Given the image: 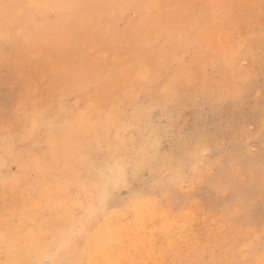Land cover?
<instances>
[{"label": "rangeland", "instance_id": "374dc122", "mask_svg": "<svg viewBox=\"0 0 264 264\" xmlns=\"http://www.w3.org/2000/svg\"><path fill=\"white\" fill-rule=\"evenodd\" d=\"M127 2L105 0L115 11L104 19L88 15L60 25L53 10L44 19L38 10L0 17V262L26 257V240L41 235L39 242L52 252L67 242L62 264H264V0ZM196 129L210 132L199 156L192 157L188 138L172 154L177 136ZM92 135L115 144L119 160L124 157L132 170L126 185L114 186L121 206L113 207L114 197L108 203L100 199L105 189L95 172L100 167L88 162L83 146ZM184 165L190 168L188 180L163 185L168 173ZM152 180L160 183L148 189ZM85 201L98 209L97 217L82 215ZM121 230L124 238L117 235Z\"/></svg>", "mask_w": 264, "mask_h": 264}, {"label": "bare ground", "instance_id": "6f19581e", "mask_svg": "<svg viewBox=\"0 0 264 264\" xmlns=\"http://www.w3.org/2000/svg\"><path fill=\"white\" fill-rule=\"evenodd\" d=\"M108 1V0H107ZM114 4H117V3H120V1L121 0H111ZM131 1V0H130ZM129 0H128V2L127 3H130L131 4V2H133V0L130 2ZM135 1V0H134ZM180 1V0H179ZM193 1V0H192ZM197 1V0H196ZM240 1V0H239ZM110 2V1H109ZM124 2V1H123ZM137 2V1H136ZM153 2V1H152ZM234 2V1H233ZM125 3V2H124ZM138 3V2H137ZM150 3V2H149ZM171 2H169L168 4H170ZM186 3V2H185ZM213 3V2H212ZM227 3V2H226ZM238 3V2H237ZM241 3V2H240ZM260 3H261V1H260ZM110 4V3H109ZM112 4V3H111ZM178 4V3H177ZM182 4V3H181ZM189 4V3H188ZM187 4V5H188ZM113 5V4H112ZM125 5V4H124ZM129 5V4H128ZM141 5V4H140ZM145 5V4H144ZM144 5H142V6H144ZM154 5V4H153ZM155 5H156V3H155ZM184 5V4H183ZM201 5V4H200ZM241 5V4H240ZM107 7H108V5H106ZM106 6H105V0H27V3H23V0H0V17H3V19H4V17H6V16H9V15H11L12 14V12H15V13H22V12H24V11H27L28 13H31V14H33V12L34 11H39L38 13H40V19H44V18H46L47 16L46 15H49L48 13L50 12V10H53V12L55 11V13H56V17L57 18H54V20L56 19V21H58V22H56L57 23V25L59 24H61V23H63L64 21H66L67 19H71V20H73L74 18H77V19H82L84 16H88V15H92L93 17H100V20H101V18L102 19H104L103 17H105L107 14H109V12L111 13V11H115L114 10V8H112V7H109V8H106ZM158 6V5H157ZM181 6V5H180ZM236 6V5H235ZM149 7V6H148ZM153 7V6H152ZM164 7V6H163ZM186 7V6H185ZM190 7V6H189ZM229 7V6H228ZM231 7V6H230ZM13 8V9H12ZM106 8V9H105ZM143 8V7H142ZM195 8V7H194ZM138 9V8H137ZM136 9V10H137ZM141 9V8H140ZM146 9V8H145ZM159 9L161 10L162 8H160L159 7ZM192 9V8H191ZM198 9V8H197ZM227 9V8H226ZM234 9V8H233ZM143 10V9H142ZM230 10H232V9H230ZM121 11V10H120ZM126 11V10H125ZM145 11V10H144ZM168 11V10H167ZM183 11V10H182ZM103 12V13H102ZM118 12V11H117ZM129 12H131V11H129ZM142 12V11H141ZM177 12V11H176ZM189 12V11H188ZM213 12V11H212ZM228 12V11H227ZM235 12V11H234ZM52 13V12H51ZM120 13V12H119ZM193 13H194V11H193ZM208 13H210V12H208ZM225 13V12H224ZM237 13V12H236ZM148 14V13H147ZM151 14V13H150ZM166 14V13H165ZM202 14V13H201ZM210 14H212V13H210ZM225 14H227V13H225ZM228 14H230V13H228ZM30 15V14H29ZM55 15V14H54ZM111 15V14H110ZM131 15V14H130ZM143 15V14H142ZM175 15V14H174ZM173 15V16H174ZM235 15H237V14H235ZM264 15V14H263ZM26 15L24 14V17H25ZM33 16V15H32ZM35 16V15H34ZM109 16V15H108ZM114 16H115V13H114ZM125 16V15H124ZM148 16V15H147ZM162 16H164V15H162ZM27 17V16H26ZM28 17H30V16H28ZM89 17V16H88ZM87 17V18H88ZM187 17V16H186ZM201 17V16H200ZM235 17V16H234ZM239 17V16H238ZM37 18H38V16H37ZM90 18V17H89ZM153 18V17H152ZM168 18V17H167ZM170 18H171V16H170ZM1 19V18H0ZM23 19H25V18H23ZM22 19V20H23ZM29 19H31V18H29ZM132 19V18H131ZM146 19V18H145ZM153 19H156L155 17L153 18ZM235 19V18H234ZM233 19V20H234ZM47 20V19H46ZM91 20H92V18H91ZM90 20V21H91ZM99 20V21H100ZM148 20V19H147ZM150 20V19H149ZM167 20V19H166ZM169 20V19H168ZM222 20H223V18H222ZM221 20V21H222ZM7 21V20H6ZM5 21V22H6ZM13 21V20H12ZM12 21H11V23H12ZM37 21H38V19H37ZM47 21H52V19L50 20H47ZM47 21H45V22H47ZM85 21H86V19H85ZM84 21V23L86 24V23H88V22H85ZM96 21H98V19L96 20ZM156 21V20H155ZM170 21V20H169ZM183 21H185V20H183ZM197 21V20H196ZM195 21V22H196ZM211 21V20H210ZM214 21V20H213ZM220 21V22H221ZM4 22V23H5ZM25 22V21H24ZM34 22V21H33ZM33 22H31V23H33ZM54 22V21H53ZM52 22V23H53ZM59 22H61V23H59ZM122 22H123V20H122ZM148 22H150V21H148ZM157 22V21H156ZM248 22V21H247ZM21 23H22V21H21ZM20 23V24H21ZM36 23V22H35ZM38 23V22H37ZM43 23V22H42ZM49 23V22H48ZM146 23H147V21H146ZM151 24H153L152 22H150ZM162 23V22H161ZM190 23V22H189ZM227 23H230V21L229 22H227ZM19 24V23H18ZM26 24H27V22H26ZM51 24V23H50ZM54 24V23H53ZM103 24V23H102ZM144 24V23H143ZM143 24H142V26H143ZM202 24V23H201ZM261 24V23H260ZM5 25V24H4ZM25 25V24H24ZM33 25V24H32ZM31 25V26H32ZM48 25V24H47ZM46 25V26H47ZM87 26L86 27H88V24H86ZM111 25V24H110ZM184 25V24H183ZM197 25H198V23H197ZM196 25V26H197ZM217 25V24H216ZM230 25V24H229ZM232 25V24H231ZM257 25V24H256ZM19 26H22V25H19ZM19 26H17V27H19ZM41 26V25H40ZM39 26V24H38V27H40ZM48 26H50V25H48ZM48 26H47V28H48ZM55 26V25H54ZM101 26V25H100ZM137 26V25H136ZM155 26H157V25H155ZM185 26V25H184ZM191 26V25H190ZM200 26V25H199ZM247 26V25H246ZM1 27V26H0ZM16 27V28H17ZM51 27V26H50ZM115 27V26H114ZM228 27V26H227ZM226 27V28H227ZM22 28V27H21ZM32 29H34L33 28V26L31 27ZM31 28H29V29H31ZM96 28V27H95ZM105 28H107V26L105 27ZM113 28V27H112ZM146 28V27H145ZM148 28V27H147ZM163 28V27H162ZM166 28V27H165ZM245 28H247V27H245ZM244 28V29H245ZM7 29V28H6ZM35 29H36V27H35ZM34 29V30H35ZM38 29V28H37ZM59 29H61V28H59ZM65 29V28H64ZM63 29V30H64ZM67 29V28H66ZM135 29V28H134ZM133 29V31H135ZM141 29V28H140ZM219 29V28H218ZM223 29V28H222ZM221 29V30H222ZM235 29V28H234ZM233 29V30H234ZM16 30V29H15ZM26 30V29H25ZM40 30H41V28H40ZM46 30H49V28L48 29H45V31ZM55 30V29H54ZM53 30V31H54ZM80 30V29H79ZM115 30H117V29H115ZM115 30H114V32H115ZM131 30H132V28H131ZM154 30V29H153ZM192 30V29H191ZM38 31V30H37ZM42 31V30H41ZM44 31V32H45ZM57 31V30H56ZM67 31V30H66ZM65 31V32H66ZM69 31V30H68ZM67 31V32H68ZM81 31V30H80ZM94 31V29L92 30V32ZM130 31V30H129ZM132 31V32H133ZM144 30H142V32H143ZM150 31V30H149ZM164 31V30H163ZM214 31V30H213ZM245 31V30H244ZM26 32V31H25ZM28 32H29V30H28ZM32 32V31H31ZM34 32V31H33ZM43 32V31H42ZM43 32V33H44ZM50 32V31H49ZM52 32V31H51ZM59 32H60V30H59ZM82 32V31H81ZM84 32V31H83ZM91 32V33H92ZM113 32V31H112ZM117 32V31H116ZM139 32V31H138ZM145 32V31H144ZM21 33H22V31H21ZM35 33H37V32H35ZM46 33V32H45ZM53 33V32H52ZM70 33V32H69ZM90 33V32H89ZM96 33V32H95ZM128 32H126V34H127ZM130 33V32H129ZM128 33V34H129ZM146 33V32H145ZM151 33V32H150ZM158 33V32H157ZM194 33V32H193ZM192 33V34H193ZM1 34V33H0ZM3 34V33H2ZM20 34V33H19ZM25 33H23V35H24ZM29 34H31V33H29ZM41 34V33H40ZM57 34V33H56ZM60 34V33H59ZM71 34V33H70ZM73 34V33H72ZM71 34V35H72ZM75 34V33H74ZM110 33L108 32V35H109ZM142 34V33H141ZM147 34V33H146ZM149 34V33H148ZM152 34H153V32H152ZM165 34V33H164ZM235 34H236V32H235ZM256 34V33H255ZM4 35V34H3ZM42 35H44V34H42ZM46 35V34H45ZM53 35H55V34H53ZM76 35H77V32H76ZM88 35V34H87ZM92 35H94V34H92ZM154 35V34H153ZM163 35V34H162ZM181 35V34H180ZM198 35V34H197ZM211 35V34H210ZM2 36V35H1ZM101 36V35H100ZM111 36V35H110ZM136 36V35H135ZM140 36V35H139ZM155 36H157V35H155ZM163 36H165V35H163ZM169 36V35H168ZM191 36V35H190ZM202 36V35H201ZM206 36H208V34L206 35ZM212 36V35H211ZM224 36V35H223ZM239 36V35H238ZM237 36V37H238ZM255 36V35H254ZM4 37V36H3ZM21 37V36H20ZM19 37V38H20ZM27 37V36H26ZM37 37V36H36ZM65 37V36H64ZM69 37H70V35H69ZM75 37V36H74ZM79 37V36H78ZM97 37V36H96ZM96 37H95V40H96ZM103 37V36H102ZM117 37V36H116ZM123 36H121V38H122ZM130 37V36H129ZM144 37V36H143ZM154 37V36H153ZM198 37H200V36H198ZM2 38V37H1ZM24 38H25V36H24ZM38 38V37H37ZM50 38V37H49ZM85 38V37H84ZM91 38V37H90ZM98 38V40H99V37H97ZM106 38H108V37H106ZM109 38H111V37H109ZM120 38V37H119ZM137 38V37H136ZM150 39H151V37H149ZM182 38V37H181ZM201 38V37H200ZM204 38H206V37H204ZM61 39V38H60ZM71 39H72V37H71ZM105 39V38H104ZM134 39V38H133ZM145 39V38H144ZM153 39V38H152ZM165 39V38H164ZM186 39H188V38H186ZM208 39V38H207ZM254 39H255V37H254ZM19 40V39H18ZM25 40H26V38H25ZM24 40V41H25ZM54 40V39H53ZM56 40V39H55ZM63 40H64V38H63ZM62 40V41H63ZM67 40V39H66ZM69 40V39H68ZM67 40V41H68ZM92 40V39H91ZM107 40V39H106ZM117 40V39H116ZM119 40V39H118ZM122 40H123V38H122ZM127 40V39H126ZM168 40V39H167ZM191 40H194V38L193 39H191ZM202 40V39H201ZM246 40V39H245ZM258 40V39H257ZM262 40V39H261ZM20 41H21V39H20ZM29 41V40H28ZM28 41L26 40V42L28 43ZM57 41H58V38H57ZM61 41V42H62ZM97 41V40H96ZM103 41V40H102ZM108 41V40H107ZM124 41V40H123ZM181 41V40H180ZM199 41V40H198ZM248 41V40H247ZM23 42V41H22ZM44 41H42V43H43ZM69 42V41H68ZM83 42V41H82ZM82 42H80V43H82ZM91 42V41H90ZM125 42V41H124ZM139 42V41H138ZM160 42V41H159ZM179 42V41H178ZM42 43H41V45H42ZM56 43V42H55ZM55 43H53V44H55ZM73 43V42H72ZM76 43H77V41H76ZM75 43V44H76ZM97 43V42H96ZM100 43H101V41H100ZM112 43H113V40H112ZM129 43V42H128ZM141 43H142V40H141ZM148 43V42H147ZM201 43V42H200ZM39 44V43H38ZM49 44V43H48ZM62 44V43H61ZM64 44V43H63ZM75 44H74V46H75ZM89 44V43H88ZM99 44V43H98ZM109 44H111V43H109ZM116 44V43H115ZM122 44V43H121ZM150 44V43H149ZM176 44H177V42H176ZM180 45H181V43H179ZM202 44V43H201ZM205 44V43H204ZM250 44H251V42H250ZM1 45V44H0ZM20 45V44H19ZM28 44H26V46H27ZM57 46H58V44H56ZM64 45H66V44H64ZM70 45H72V44H70ZM90 45V44H89ZM167 45V44H166ZM178 45V44H177ZM17 46V45H16ZM63 46V45H62ZM78 46H80V45H78ZM77 46V47H78ZM108 46V45H107ZM116 46V45H115ZM144 46V45H143ZM202 46V45H201ZM258 46V45H257ZM28 47H30V45L28 46ZM28 47H26L25 49L27 50V49H29ZM39 45H38V49H39ZM47 47V46H46ZM54 47V46H53ZM68 47V46H67ZM119 47V46H118ZM245 47V46H244ZM248 47H249V45H248ZM247 47V48H248ZM259 47V46H258ZM31 48H32V46H31ZM34 48H36V46H34ZM51 48V47H50ZM60 48H62V47H60ZM69 48H70V46H69ZM75 48V47H74ZM100 48V47H99ZM112 48H113V45H112ZM161 48V47H160ZM159 48V49H160ZM180 48V47H179ZM193 48V47H192ZM256 48V47H255ZM260 48V47H259ZM14 49H16L17 50V47L15 48L14 47ZM13 49V50H14ZM33 49V48H32ZM68 49V48H67ZM78 49V48H77ZM104 49V48H103ZM119 49V48H118ZM146 49V48H145ZM197 49V48H196ZM202 49V48H201ZM240 49V48H239ZM34 51H35V49H33ZM46 50V49H45ZM61 50V49H60ZM65 50V49H64ZM93 50V49H92ZM100 50V49H99ZM106 50V49H105ZM104 50V51H105ZM107 50H109V49H107ZM137 50V49H136ZM244 50V49H243ZM246 50V49H245ZM1 51V50H0ZM15 51V50H14ZM49 51V50H48ZM67 51V50H66ZM121 51V50H120ZM144 51V50H143ZM143 51H142V53H143ZM146 51V50H145ZM157 51V50H156ZM155 50H154V52H156ZM257 51V50H256ZM45 52V51H44ZM47 52V51H46ZM53 52V51H52ZM56 53H58L57 51H55ZM69 52H70V50H69ZM72 52V51H71ZM109 52H111V51H109ZM109 52H107V53H109ZM158 52V51H157ZM193 52H195V51H193ZM9 53V52H8ZM18 53V52H17ZM29 53V52H28ZM38 53H40V52H38ZM42 53V52H41ZM50 53V52H49ZM48 53V54H49ZM55 53V54H56ZM99 53V52H98ZM119 53V52H118ZM121 53V52H120ZM147 53V52H146ZM1 54V53H0ZM6 54V53H5ZM30 55H31V53H29ZM52 54V53H51ZM62 54L63 53H61V57H62ZM69 54V53H68ZM83 54V53H82ZM102 54H104V53H102ZM122 54V53H121ZM176 54H177V52H176ZM180 54V53H179ZM192 54V53H191ZM194 54V53H193ZM195 54H197V52L195 53ZM240 54H241V52H240ZM258 54V53H257ZM256 54V55H257ZM11 55V54H10ZM76 55V54H75ZM101 55V54H100ZM124 55V54H123ZM122 55V56H123ZM137 55H138V53H137ZM136 55V56H137ZM146 55V54H145ZM242 55V54H241ZM244 55H248V54H244ZM244 55H242V56H244ZM4 56V55H3ZM9 55H5V58L6 57H8ZM81 56V55H80ZM105 56V55H104ZM108 56V55H107ZM106 56V57H107ZM139 56V55H138ZM141 56V55H140ZM19 57V56H18ZM28 57V56H27ZM30 57V56H29ZM28 57V58H29ZM49 57V56H48ZM76 57V56H75ZM77 57H79V56H77ZM89 57V56H88ZM103 57V56H102ZM109 57H111V56H109ZM144 57V56H143ZM154 57V56H153ZM209 57V56H208ZM258 57V56H257ZM256 57V58H257ZM0 58H2V57H0ZM38 58V57H37ZM36 58V59H37ZM47 58V57H46ZM66 58V57H65ZM70 58V57H69ZM68 58V59H69ZM100 58V57H99ZM155 58V57H154ZM171 58V57H170ZM39 59V58H38ZM142 59V58H141ZM151 59H153V58H151ZM179 59V58H178ZM255 59V58H254ZM6 60V59H5ZM53 60V59H52ZM88 60V59H87ZM109 60V59H108ZM210 60V59H209ZM256 60V59H255ZM255 60H253V61H255ZM3 61V60H2ZM26 61H27V59H26ZM38 61V60H37ZM37 61H36V63H37ZM40 61V60H39ZM45 61V60H44ZM51 61V60H50ZM49 61V62H50ZM57 62L59 61V60H56ZM55 61V62H56ZM70 61V60H69ZM74 61V60H73ZM85 61V60H84ZM97 61V60H96ZM99 61V60H98ZM48 62V61H47ZM101 62V61H100ZM182 62V61H181ZM3 63L4 62H2L1 64L3 65ZM40 63V62H39ZM60 63V62H59ZM63 63V62H62ZM76 63V62H75ZM86 63V62H85ZM155 63V62H154ZM158 63V62H157ZM178 63H180V62H178ZM236 63V62H235ZM26 64V63H25ZM24 64V65H25ZM81 64V63H80ZM91 64V63H90ZM93 64V63H92ZM126 64H127V62H126ZM181 64V63H180ZM5 65V64H4ZM38 65H40V64H38ZM37 65V66H38ZM42 65H43V63H42ZM41 65V66H42ZM48 65H50V63H48ZM69 65V64H68ZM88 65V64H87ZM11 66V65H10ZM16 66H18V65H16ZM20 66V65H19ZM22 66V65H21ZM69 66H71V65H69ZM73 66V65H72ZM89 66V65H88ZM103 66V65H102ZM113 66V65H112ZM121 66V65H120ZM132 66V65H131ZM130 66V67H131ZM23 67V66H22ZM32 67V66H31ZM39 67V66H38ZM90 67V66H89ZM96 67H98V66H96ZM19 68L20 67H18V70L17 71H19ZM44 68H46L44 65H43V69ZM74 68V67H73ZM108 68V67H107ZM129 68V67H128ZM36 69H37V67H36ZM35 69V70H36ZM64 69V68H63ZM115 69V68H114ZM31 70V69H30ZM45 70V69H44ZM61 70V69H60ZM73 70V69H72ZM97 70V69H96ZM209 70V69H208ZM208 70H206V71H208ZM28 72V70H25L24 72ZM46 71H47V69H46ZM211 71V70H210ZM38 72V71H37ZM50 72V71H49ZM98 72V71H97ZM128 72V71H127ZM177 72H179V71H177ZM176 72V73H177ZM104 73V72H103ZM114 73V72H113ZM175 73V72H174ZM175 73V74H176ZM73 74V73H72ZM173 74V73H172ZM25 75V74H24ZM114 75V74H113ZM119 75H120V73H119ZM170 75V74H169ZM2 76H3V74H2ZM37 76V75H36ZM44 76V75H43ZM92 76H93V74H92ZM111 76V75H110ZM121 76V75H120ZM19 77H21V76H19ZM29 77V76H28ZM41 77V76H40ZM53 77V76H52ZM62 77V76H61ZM178 77V76H177ZM32 78V77H31ZM36 78V77H35ZM43 78V77H42ZM63 78H65V77H63ZM33 79H34V77H33ZM74 79V78H73ZM91 79H93V78H91ZM130 79V78H129ZM164 79V78H163ZM20 80V79H19ZM30 80V79H29ZM121 80V79H120ZM175 80V79H174ZM17 81V80H16ZM32 81H34V80H32ZM39 81V80H38ZM59 81H61V80H59ZM28 82H30V81H28ZM41 82V81H40ZM19 83V82H18ZM21 83V82H20ZM20 83H19V86H20ZM31 83V82H30ZM56 83V82H55ZM55 83H53V84H55ZM246 83V82H245ZM40 84V83H39ZM61 84V83H60ZM23 85V84H22ZM21 85V86H22ZM25 85H26V83H25ZM30 85H32V84H30ZM47 85V84H46ZM56 85H58V84H56ZM134 85V84H133ZM137 85V84H136ZM18 86V85H17ZM44 86H45V84H44ZM60 86V85H59ZM93 86V85H92ZM156 86V85H155ZM196 86V85H195ZM242 86V85H241ZM38 87V86H37ZM64 87H66V86H64ZM253 87V86H252ZM33 88H35V85H34V87ZM79 88V87H78ZM139 88V87H138ZM144 88V87H143ZM153 88V87H152ZM165 88V87H164ZM239 88V87H238ZM37 89V88H36ZM65 89V88H64ZM66 89H69V88H66ZM77 89V88H76ZM80 89H81V87H80ZM86 89H87V87H86ZM142 89V88H141ZM62 90H63V88H62ZM102 90H103V88H102ZM120 90V89H119ZM152 90V89H151ZM165 90V89H164ZM187 90V89H186ZM189 90V89H188ZM42 91H43V89H42ZM46 91V90H45ZM65 91V90H64ZM70 92H71V90H69ZM94 91V90H93ZM145 91V90H144ZM192 91V90H191ZM49 92V91H48ZM79 92V91H78ZM92 92V91H91ZM143 92V91H142ZM54 93V92H53ZM77 93V92H76ZM83 93V92H82ZM131 93V92H130ZM134 93V92H133ZM141 93V92H140ZM71 94V93H70ZM119 94H121V92L119 93ZM125 94V93H124ZM128 94H129V92H128ZM132 94V93H131ZM142 94V93H141ZM169 94V93H168ZM178 94V93H177ZM176 93H175V95H177ZM65 95V94H64ZM67 95V94H66ZM137 95H138V92H137ZM86 95H84V97H85ZM122 96V95H121ZM125 96V95H124ZM134 96V95H133ZM132 96V97H133ZM136 96V95H135ZM48 97V96H47ZM136 97H139V96H136ZM176 97V96H175ZM124 98V97H123ZM64 100H65V98H63ZM128 99V98H127ZM135 99H137V98H135ZM46 100V99H45ZM92 100H93V98H92ZM126 100V99H125ZM138 100V99H137ZM56 101V100H55ZM170 101H172V100H170ZM169 101V102H170ZM66 102V101H65ZM65 102H63V103H65ZM132 102V101H131ZM26 103V102H25ZM46 103V102H45ZM122 104V103H121ZM123 104H124V102H123ZM46 105V104H45ZM69 105V104H68ZM79 105V104H78ZM25 106V105H24ZM82 106V105H81ZM39 107H40V105H39ZM42 107H45V106H43L42 105ZM47 107V106H46ZM103 107V106H102ZM121 107H124V106H121ZM41 108V107H40ZM55 108V107H54ZM71 108H73V107H71ZM94 108V107H93ZM42 109V108H41ZM56 109V108H55ZM122 109V108H121ZM128 109V108H127ZM131 109V108H130ZM44 110V109H43ZM95 110V109H94ZM186 110V109H185ZM185 110H184V112H185ZM38 111V110H37ZM36 111V112H37ZM52 111V110H51ZM98 111V110H97ZM115 111V110H114ZM40 112V111H39ZM42 112V111H41ZM46 112V111H45ZM109 112V111H108ZM116 112V111H115ZM28 113V112H27ZM96 113V112H95ZM93 114V113H92ZM113 114V113H112ZM185 114V113H184ZM188 114V113H187ZM29 115V114H28ZM49 115H50V112H49ZM16 116V115H15ZM38 116V115H37ZM62 116H63V113H62ZM107 116V115H106ZM29 117H31L30 115H29ZM17 118V117H16ZM23 118V117H22ZM38 118H39V116H38ZM59 118V117H58ZM123 118V117H122ZM24 119V118H23ZM36 119V118H35ZM107 119V118H106ZM109 119V118H108ZM111 119V118H110ZM25 120H26V118H25ZM61 120V119H60ZM64 120V119H63ZM103 120V119H102ZM35 121V120H34ZM50 121V120H49ZM239 121V120H238ZM31 122L32 121H30V123L28 122V124L30 125L31 124ZM36 122H37V120H36ZM39 122V121H38ZM37 122V123H38ZM36 123V124H37ZM42 123V122H41ZM48 123V122H47ZM59 124V123H58ZM32 125H33V123H32ZM50 126H51V124H49ZM231 125V124H230ZM39 126H40V123H39ZM28 127V126H27ZM33 127V126H32ZM34 128V127H33ZM36 128H37V126H36ZM35 128V129H36ZM99 128H100V126H99ZM104 128V127H103ZM108 128V127H107ZM211 128V127H210ZM216 128V127H215ZM12 129V128H11ZM44 129H46V128H44ZM225 129V128H224ZM230 129V128H229ZM229 129H228V132H229ZM28 130V129H27ZM26 130V131H27ZM96 130V128H91L90 130H89V132H94ZM105 130V129H104ZM108 130H111V131H113V132H116L117 131V129L116 128H108ZM204 130H205V128H204ZM207 130V129H206ZM23 131H25V128H24V130H23V128H22V132ZM29 131H31L30 130V128H29ZM12 132H13V130H12ZM11 132V133H12ZM21 132V131H20ZM42 132V131H41ZM40 132V133H41ZM99 132H100V130H99ZM7 133V132H6ZM9 133V132H8ZM11 133H10V135H11ZM26 133V132H25ZM28 133V132H27ZM30 133V132H29ZM225 133H226V131H225ZM237 133V132H236ZM16 134V133H15ZM21 134V133H20ZM31 134V133H30ZM159 134V133H158ZM183 135H181L180 137L179 136H177V138H176V142H175V146H176V149L174 150V152L172 153V154H179L180 153V150H179V146H177V145H179L180 143H182L185 139H187L188 138V140L189 141H193V143H190V145H191V148H192V151L194 152V154L192 155V157L194 158V159H196L197 158V156H199V152H200V150H202L205 146H208V140H206V137L205 136H209V134H210V132H203V131H199V129H196V130H190V131H184L183 133H182ZM228 135H230L229 133H227ZM12 135H14V134H12ZM17 135V134H16ZM15 135V136H16ZM27 135H29V134H27ZM26 135V136H27ZM41 135V134H40ZM91 135V134H90ZM234 135H236L235 134V132H234V134H233V136ZM23 136V135H22ZM21 136V137H22ZM25 136V135H24ZM23 136V137H24ZM31 136H32V134H31ZM93 136V135H92ZM192 136H193V138H195L196 137V139H193L192 140ZM212 136V138H214L213 137V135H210V137ZM6 137V136H5ZM10 137V136H9ZM14 137V136H13ZM13 137H11V138H13ZM45 137V136H44ZM47 137H49V136H47ZM205 137V139H203ZM8 138V137H7ZM7 138H5V139H7ZM27 138V137H26ZM46 138V137H45ZM44 138V139H45ZM209 138V137H208ZM224 138H225V136H223V140H224ZM227 138H229V137H227ZM231 138V137H230ZM230 138H229V140H230ZM9 139V138H8ZM16 138H14V140H15ZM20 139V138H19ZM48 139V138H47ZM215 139V138H214ZM213 139V140H214ZM218 139V138H217ZM226 139V138H225ZM22 140H23V138H22ZM219 140V139H218ZM221 140V139H220ZM5 141H7V140H5ZM12 141V140H11ZM10 141V144L12 143ZM17 141V140H16ZM24 141V140H23ZM113 141H116V137H114L113 138ZM228 141V140H227ZM15 142V141H14ZM17 142H19V141H17ZM61 142V141H60ZM213 142V141H212ZM229 142V141H228ZM260 142V141H259ZM7 143H8V141H7ZM20 143V142H19ZM26 143V142H25ZM29 143V142H28ZM214 143V142H213ZM212 143V144H213ZM215 143H218V141L216 140V142ZM214 143V146L216 145ZM1 144V143H0ZM3 145H4V142L2 143ZM9 144V145H10ZM22 144V143H21ZM84 145L83 146H85V148H87V149H85V150H87V158H88V162L91 164V165H98L99 167H100V170H94L98 175H99V177L104 181V190L102 191V193L103 194H101L100 195V199L101 200H104L103 202L104 203H108V199H110V198H115L114 200L115 201H113L112 202V205H113V207H115L116 205H117V207L118 206H121V204L123 205V203H124V200H121V199H116V198H119L120 197V195H119V197H116V193H117V191H116V189H118V188H114V186H115V184L117 183L118 184V187L120 186V187H123L124 185H126L128 182H129V180L130 179H132L131 177H132V173H129L128 171H132V170H130V169H128L127 167H126V165H125V161H124V157H122L121 158V160H119L120 159V156H118L117 155V153H118V151L116 150L117 148H116V146H115V144H113V143H108V142H106L105 140H102V139H97V138H95L94 136L92 137V139L90 138V139H87L84 143H83ZM177 144V145H176ZM7 145V144H6ZM12 145V144H11ZM28 145V144H27ZM249 145V144H248ZM259 145V144H258ZM32 146V145H31ZM41 146V145H40ZM209 146H211V144L209 145ZM213 146V145H212ZM217 146V145H216ZM3 147H5V146H3ZM10 147V146H9ZM14 147V146H13ZM29 148V147H28ZM251 148V147H250ZM4 149V150H3ZM10 149H11V147H10ZM15 149H16V146H15ZM21 149V148H20ZM245 149H246V147H245ZM2 150L4 151V153H7V152H5V148H2ZM19 150V149H18ZM24 150V149H23ZM213 150V149H212ZM12 151V150H11ZM15 152V151H14ZM16 153V152H15ZM101 153V155H99ZM11 154V153H10ZM18 154V153H17ZM214 154V153H213ZM3 156V155H2ZM5 156V155H4ZM3 156V157H4ZM100 156V157H99ZM1 157V156H0ZM18 157V156H17ZM20 157H21V155H20ZM225 157V156H224ZM172 159L174 158V157H171ZM228 158V157H227ZM2 159V158H1ZM211 159V158H210ZM20 160V159H19ZM22 160V159H21ZM4 161V160H3ZM3 161L1 160L0 161V163L2 162L3 163ZM169 161V160H168ZM199 161V160H198ZM19 162V161H18ZM8 163V162H7ZM13 164V163H12ZM193 164V163H192ZM30 165V164H29ZM29 165H27V166H29ZM0 166H1V164H0ZM189 165H184V167H183V169H182V171L181 172H176V171H174L173 173H168V179H167V181L163 184V182H162V184L163 185H174V186H176V185H179L181 182H183V181H185V180H188L189 179V175H188V171H189V167H188ZM12 167V166H11ZM33 168V167H32ZM29 169V168H28ZM31 169V168H30ZM5 170V169H4ZM20 169H18V171H19ZM33 170H35V169H33ZM36 170H37V168H36ZM146 170V169H145ZM9 171V170H8ZM14 171V170H13ZM190 172V171H189ZM11 173V172H10ZM15 173V172H14ZM37 174V173H36ZM144 174V173H143ZM223 174H225V173H223ZM9 175V174H8ZM26 175H27V173H26ZM35 175V174H34ZM33 175V176H34ZM40 175V174H39ZM153 175V174H152ZM11 176V175H10ZM38 176V175H37ZM155 176V175H154ZM2 177H4V176H2ZM1 177V178H2ZM138 177V176H137ZM9 178L10 177H8V180H9ZM139 178V177H138ZM4 179V178H3ZM144 179V178H143ZM191 179V178H190ZM7 180V179H6ZM5 180V181H6ZM7 180V181H8ZM134 180V179H133ZM145 180V179H144ZM10 181V180H9ZM8 181V182H9ZM111 181H113L112 183H113V187H110V186H112L111 184H109ZM13 182V181H12ZM157 182H159L158 180H152V181H150L149 183H151L149 186H147V188L148 189H153L154 187H156L157 186ZM3 183V182H2ZM160 183V182H159ZM158 183V184H159ZM133 184V183H132ZM217 184V183H216ZM1 186V185H0ZM10 186H12L11 185V183H10ZM214 186V185H213ZM217 186V185H216ZM216 186H214V187H216ZM230 186H232V185H230ZM119 187V188H120ZM139 187V186H138ZM163 186L161 185V186H159V188H162ZM225 187V186H224ZM13 188V187H12ZM11 188V189H12ZM71 188V187H70ZM112 188H114V189H112ZM129 188V187H128ZM220 188H222V187H220ZM232 188V187H231ZM4 189V188H3ZM73 189V188H72ZM127 189V188H126ZM157 189V188H156ZM212 189H214V188H212ZM229 189H230V187H229ZM234 189H236V188H234ZM14 190V189H13ZM93 190V189H92ZM216 190H218V187H216ZM215 190V191H216ZM231 190V189H230ZM69 191V190H68ZM116 191V192H115ZM72 192V191H71ZM77 192V191H76ZM89 192V191H88ZM137 192V191H136ZM135 192V193H136ZM155 192H156V190H155ZM15 193V192H14ZM70 193V192H69ZM134 193V194H135ZM13 194V193H12ZM21 194H23V193H21ZM81 194V193H80ZM137 194V193H136ZM153 194V193H152ZM17 195H19L18 193H17ZM124 195V194H123ZM146 195H148V194H144V195H142V196H140L138 199H141L142 197H145ZM150 195V194H149ZM14 196V195H13ZM13 196H12V198H13ZM92 196V195H91ZM130 196H131V194H130ZM156 196V195H155ZM15 197V196H14ZM89 197V196H88ZM125 197V196H124ZM128 197V196H127ZM133 197H135V196H133ZM137 197H138V195H137ZM148 197V196H147ZM86 198V197H85ZM121 198V197H120ZM123 198V197H122ZM129 198V197H128ZM158 198V197H157ZM93 199V198H92ZM84 200H87V199H84ZM86 202L87 201H85V203H81L80 204V208H81V211H82V215H85V217H97L98 216V212L96 211V209L97 208H95V207H88L87 206V204H86ZM90 202H91V200H90ZM193 202V201H192ZM195 202V201H194ZM25 203V202H24ZM80 203V202H79ZM94 203V202H93ZM128 203V202H127ZM197 203V202H196ZM16 204V203H15ZM198 204V203H197ZM236 204H237V201H236ZM77 205H79V204H77ZM99 205V204H98ZM127 205V204H126ZM164 205V204H163ZM168 205V204H167ZM20 206H22V205H20ZM19 206V207H20ZM171 207H172V205H171ZM78 209V208H77ZM109 209V208H108ZM17 210H19V209H17ZM28 210V209H27ZM98 210V209H97ZM113 210V209H112ZM183 210V209H182ZM186 210H189V209H186ZM200 210V209H199ZM21 211V210H20ZM37 211V210H36ZM108 211V210H107ZM173 211V210H172ZM12 212V211H11ZM10 212V213H11ZM15 212H17V211H15ZM41 212V211H40ZM77 212V211H76ZM184 212H186L185 210H184ZM190 213H191V211H189ZM204 212V211H203ZM3 213H6L7 214V212H3ZM33 213H35V212H33ZM42 213V212H41ZM41 213H40V215H41ZM80 213V212H79ZM102 213V212H101ZM189 213V214H190ZM18 214V213H17ZM77 214H78V212H77ZM203 214V213H202ZM210 214V213H209ZM22 215V214H21ZM37 215V214H36ZM186 215V214H185ZM192 215V214H191ZM78 216H79V214H78ZM188 216V215H187ZM21 217V216H20ZM81 217V216H80ZM189 217V216H188ZM13 218H15V217H13ZM22 218V217H21ZM30 218V217H29ZM82 218V217H81ZM203 219V218H202ZM29 220V219H28ZM37 220V219H36ZM190 220H191V218H190ZM13 221V220H12ZM31 221V220H30ZM7 222V221H6ZM5 221H4V223H6ZM9 222V221H8ZM199 222V221H198ZM7 224V223H6ZM13 224V223H12ZM17 224V223H16ZM185 224H187V223H185ZM257 224V223H256ZM1 225V224H0ZM8 225H9V223H8ZM4 226H7V225H4ZM14 226H16L17 227V225H14ZM182 226V225H181ZM247 226V225H246ZM11 227H13V226H11ZM173 227H175V226H173ZM209 227V226H208ZM10 228V227H9ZM210 228V227H209ZM213 228V227H212ZM1 229V228H0ZM6 229H8V228H6ZM18 229V228H17ZM176 229H178V228H176ZM180 229H181V227H180ZM220 229H221V227H220ZM12 230V229H11ZM175 230V229H174ZM176 231V230H175ZM174 231V232H175ZM178 231H180V230H178ZM187 232H189L188 230H186ZM15 232V231H14ZM116 232H118L117 230H116ZM121 232V233H120ZM117 235H119L120 237H123L124 238V235L126 234L124 231H120ZM124 232V233H123ZM183 233L185 232V231H182ZM165 233V232H164ZM173 233V232H172ZM186 233V232H185ZM192 233V232H191ZM167 234V233H166ZM165 234V235H166ZM170 234V233H169ZM178 234H180L181 235V233L180 232H178ZM177 234V235H178ZM233 234V233H232ZM236 234V233H235ZM1 235H2V233H1ZM12 235V234H11ZM183 235V234H182ZM186 235V234H185ZM193 235V234H192ZM194 238H197V235L194 233ZM187 236V235H186ZM190 236V235H189ZM189 236H188V238H189ZM5 237V236H4ZM10 237V236H9ZM38 237L40 238L41 237V235H39V236H37V237H30V238H28L27 240H26V244H25V247H26V249H27V251H26V257L24 256V257H22V259H17L16 258V260H14L13 262H9V263H1L0 262V264H62L61 263V260L66 256V250L68 249V244H67V242L66 243H64V244H59V246H58V248H57V250L56 251H54V252H52L48 247V244H46L45 242H44V244L43 243H41V242H39V239H38ZM181 237V236H180ZM183 237H184V235H183ZM183 237H181V238H183ZM191 237V236H190ZM180 238V239H181ZM153 239H155V238H153ZM177 239V238H176ZM179 239V240H180ZM191 239H192V237H191ZM5 240H7V238L6 239H4V241ZM189 240H190V238H189ZM194 240V239H193ZM193 240H191V241H189V242H192ZM194 241H196V240H194ZM184 242V241H183ZM186 242V241H185ZM248 242V241H247ZM4 243V242H3ZM198 243V242H197ZM207 243V242H206ZM251 243H252V241H251ZM5 244V243H4ZM186 244V243H185ZM190 244V243H189ZM202 244V243H201ZM173 246V245H172ZM243 246H244V244H243ZM249 246V245H248ZM200 247V246H199ZM235 247V246H234ZM245 247H247V246H245ZM174 248H176V247H174ZM244 248V247H243ZM243 248H242V250H243ZM224 249V248H223ZM233 249V248H232ZM264 252V251H263ZM113 253V252H112ZM237 253V252H236ZM131 255V254H130ZM171 255V254H170ZM173 255V254H172ZM98 256V255H97ZM178 256V255H177ZM176 256V257H177ZM217 256V255H216ZM218 257V256H217ZM175 258V257H174ZM182 258V257H181ZM186 259V258H185ZM192 259V258H191ZM216 259V258H215ZM23 260V261H22ZM121 260V259H120ZM154 260V259H153ZM176 260V259H175ZM177 261V260H176ZM168 262V261H167ZM170 262V261H169ZM168 262V263H169ZM172 262V261H171ZM192 262V261H191ZM196 262V261H195ZM146 263V262H145ZM166 263V262H165ZM179 263V262H178ZM102 264V263H101ZM177 264V263H176ZM192 264V263H191Z\"/></svg>", "mask_w": 264, "mask_h": 264}]
</instances>
